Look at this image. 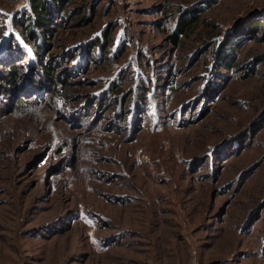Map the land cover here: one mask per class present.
<instances>
[{"label": "rangeland", "instance_id": "1", "mask_svg": "<svg viewBox=\"0 0 264 264\" xmlns=\"http://www.w3.org/2000/svg\"><path fill=\"white\" fill-rule=\"evenodd\" d=\"M46 1L0 0V264H264V0Z\"/></svg>", "mask_w": 264, "mask_h": 264}, {"label": "trees", "instance_id": "2", "mask_svg": "<svg viewBox=\"0 0 264 264\" xmlns=\"http://www.w3.org/2000/svg\"><path fill=\"white\" fill-rule=\"evenodd\" d=\"M31 7H32L31 14H32V17L34 18V20H36L39 23V25L44 24V25L48 26L50 12L48 11V8H47V1L46 0H32ZM60 10H62V8H60ZM193 18L194 17H191L190 19H187L185 21V23H183L182 25L180 24V26L182 27L181 28L182 32H184V30L187 29L188 26L192 23L190 21L198 19V18H194V19ZM256 26H262L263 27L264 25L260 21L259 22L257 21L255 23H253L252 26H250V27L241 28V30H239L237 35L245 34L247 32H248V35H254L253 30L255 29ZM171 36H172L171 38H172L173 42H175V43H177L178 40L180 39L179 38L180 33L178 31L174 32ZM228 46L231 49L232 46H234V42L231 41L228 44ZM227 62L233 64V59L230 58V59L227 60ZM9 66L10 67H9L8 80H9L10 83L15 84L16 79L19 76H21L20 74L22 72H21L20 69L16 68L14 65L12 66V64H10ZM46 74H47V78L49 80L56 82V80H57V78H56V70L53 68V66H47ZM58 79H60V78H58ZM61 81L63 83H65V84L68 83L65 79L64 80L61 79Z\"/></svg>", "mask_w": 264, "mask_h": 264}]
</instances>
